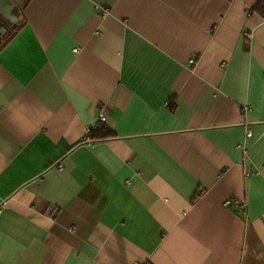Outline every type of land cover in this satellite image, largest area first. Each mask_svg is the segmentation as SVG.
<instances>
[{
	"label": "crops",
	"instance_id": "1",
	"mask_svg": "<svg viewBox=\"0 0 264 264\" xmlns=\"http://www.w3.org/2000/svg\"><path fill=\"white\" fill-rule=\"evenodd\" d=\"M259 1H1L0 264H264Z\"/></svg>",
	"mask_w": 264,
	"mask_h": 264
},
{
	"label": "trees",
	"instance_id": "2",
	"mask_svg": "<svg viewBox=\"0 0 264 264\" xmlns=\"http://www.w3.org/2000/svg\"><path fill=\"white\" fill-rule=\"evenodd\" d=\"M232 1V0H228ZM251 13H256L264 19V0H260L251 10ZM115 133L113 130L105 123L98 122V124L89 131L88 139L89 141H96L101 139H106L109 137H114ZM146 264H151L150 262Z\"/></svg>",
	"mask_w": 264,
	"mask_h": 264
},
{
	"label": "water",
	"instance_id": "3",
	"mask_svg": "<svg viewBox=\"0 0 264 264\" xmlns=\"http://www.w3.org/2000/svg\"><path fill=\"white\" fill-rule=\"evenodd\" d=\"M1 1L2 0H0V4H1ZM5 5H7V4H4V7H5ZM4 7L0 6V26H4L3 31H2L3 34H1L2 36H6L5 31H4V30H6V25L9 27V25L7 23L8 21L6 19H7V13H9L10 8L9 7L4 8Z\"/></svg>",
	"mask_w": 264,
	"mask_h": 264
},
{
	"label": "built area",
	"instance_id": "4",
	"mask_svg": "<svg viewBox=\"0 0 264 264\" xmlns=\"http://www.w3.org/2000/svg\"><path fill=\"white\" fill-rule=\"evenodd\" d=\"M193 63H194V61H193ZM100 121L101 122H106V118H105V116L104 115H100ZM90 131V130H89ZM247 138H251L252 137V132L251 131H247ZM227 205H231L232 203L231 202H227L226 203ZM0 213H1V209H0ZM138 264V263H137Z\"/></svg>",
	"mask_w": 264,
	"mask_h": 264
},
{
	"label": "rangeland",
	"instance_id": "5",
	"mask_svg": "<svg viewBox=\"0 0 264 264\" xmlns=\"http://www.w3.org/2000/svg\"><path fill=\"white\" fill-rule=\"evenodd\" d=\"M6 27H8L7 25H6ZM9 30V29H8ZM12 32V30H11V27H10V30H9V33H11ZM7 37L6 36H2L1 34H0V40H2V41H4L5 39H6ZM1 41V42H2ZM1 44V43H0Z\"/></svg>",
	"mask_w": 264,
	"mask_h": 264
}]
</instances>
